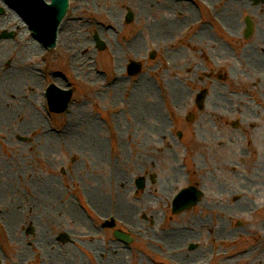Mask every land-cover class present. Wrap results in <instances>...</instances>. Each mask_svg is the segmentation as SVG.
Wrapping results in <instances>:
<instances>
[{
  "label": "rangeland",
  "instance_id": "obj_1",
  "mask_svg": "<svg viewBox=\"0 0 264 264\" xmlns=\"http://www.w3.org/2000/svg\"><path fill=\"white\" fill-rule=\"evenodd\" d=\"M172 1L181 2L183 8L189 6L194 14L193 22L191 24L188 22L175 37L168 38V42L157 43L153 39L154 42L150 40L149 26L155 21H162L167 16L160 9L168 10L167 6L172 3L171 0H153L151 7L154 5L155 10L150 16H140L138 10L126 1L119 4L117 0H70V12L67 13L65 20H79L81 26L85 28L81 31L86 33L85 41L89 44L87 72H93L102 78V81L95 85L74 68L71 63V51L61 41L56 44L55 49H36L34 55L22 65V67L27 66V73L33 72L39 77L37 112L42 115L43 127L48 133L56 134L68 130L72 125L70 117L73 110L77 114L83 113L91 117L86 119L97 123L96 129L90 130L89 135H94L96 139L102 141L104 154L108 156L107 162L113 167L116 166L121 174L125 172L120 185L126 186L125 197L128 203L142 204L146 210L138 215L142 227L140 233L127 229L123 226L124 223L117 219L111 228L103 227L105 223H110L108 218L110 208L107 206L102 216H94L95 209L86 201V196L82 194V185L76 182L71 172V170L75 173L78 170L88 172L90 169L85 165L83 168L82 163L72 158L69 150H60L52 158L39 159L38 154L31 153L26 147L30 143L29 136L18 135L13 139L14 147L11 145V148L8 145L10 140L4 135V137L0 136V161L11 163L12 160L17 159L18 163H26L35 170L41 178H49L58 191L65 194L63 201H71L85 218L90 225L89 230L93 227V230L97 231L94 238L97 242L105 245V248L121 247L128 253L129 259L126 264H139L142 261L149 264H176L167 260L163 254L161 248L165 246V243L160 238H156L153 242L152 237H147L145 229H150L162 236V232L167 233L176 225H186L201 217L202 213L208 214L207 209L212 204L225 207L233 205L242 198L248 203L247 211L237 212L235 216L229 215V221H225L229 229L238 232L233 240L228 243L220 242L210 245L206 236L203 239L205 245H209L205 257L208 260L211 257L214 258V261L204 262V264H226L228 261L241 264L257 256L252 254L248 258L258 240L264 243V69L253 76L247 69V66L250 67L249 61L244 60V55L249 54L252 49L255 50L256 44L259 52L264 54V43L258 41L259 27L264 18L257 17L258 21L255 22L256 15L253 11L262 6V15L264 0L256 2L244 0L249 4L252 14L244 12L243 15H238L236 11L233 14L230 13L233 16L231 24L234 25L235 34L234 37L232 33L231 38H228L229 35L222 32V29L207 25L206 15L209 14V10L207 6L200 5V0ZM227 1L231 0H216L215 7H219L215 8L217 12L225 8L231 10ZM208 2L213 5L210 1ZM0 8L4 11L0 16V23H2L8 18L6 9ZM129 13L132 19L127 23L125 18ZM188 14V12H180L178 16L183 19ZM199 17L203 20L201 21ZM247 17L252 23L253 31L247 39H244V22ZM11 26L9 22L0 27V44L3 49L8 48V52L15 50L12 53L18 56L16 46L19 42V35H17L19 30H10ZM203 30H205L204 37L210 44H204L201 48L196 38L202 35ZM104 31L107 40H101L99 34L95 33ZM27 38L30 36L27 35ZM210 38L212 41L209 40ZM96 39L104 44L102 50L97 49ZM135 39L140 46L138 51L124 53L125 57L116 52L118 49L127 51L128 43ZM214 39L215 42H213ZM242 50L243 53H241ZM113 60L122 61L125 102L132 100L131 86L138 79L145 78L144 83L148 84L152 90L151 98L147 97L146 100L153 102L154 112L149 115V118L145 117L143 120L158 125L160 132L151 137H142L140 149L135 146L129 147L125 143L129 137L126 133L119 131V124L124 126L127 119L134 120L130 116L129 106H125L124 102L115 105L110 101V96L109 98L105 96V99L99 94L103 92L97 91L101 87L106 88L111 79H116L117 73L111 66ZM12 61L9 57L0 60V77L9 71ZM131 62L138 63L141 69L136 77L128 75L127 67ZM50 84L72 88L70 110L62 114L48 112L43 92ZM168 84L177 92H185L184 103L182 101L175 103ZM200 91H205V99L208 98L204 106L198 109L195 100ZM213 96H216L219 101L216 112L212 110L210 101ZM189 114H192L191 120L187 119ZM77 118L75 117V121ZM140 119L142 118L138 120ZM145 125L149 126L146 122ZM144 131L141 134L147 135ZM178 133H180L179 136H177ZM30 138H34L36 144L37 138L35 136ZM132 139L134 140L133 136ZM142 160L149 164L148 172L144 173L141 170L138 175H135L133 171L129 172L132 163ZM107 166V163L103 167L95 165V171L89 173L94 174V177L96 175L105 177L107 171L104 170ZM173 169L178 171L180 181L173 186H168V177L173 175ZM257 173L262 174L263 177H254ZM113 178L112 172L108 182L111 194L113 190L116 196L112 188ZM137 179H143L142 188L137 187ZM253 182L258 183L254 188L250 191H241L247 183ZM190 186L201 193L199 202L189 210L172 214L173 198L181 189ZM224 188L237 189L238 193L230 197L229 193H222ZM230 198L231 201H229ZM2 209L0 206V213ZM216 218L217 216L214 215L213 219ZM206 219L209 220L210 216ZM115 231L129 235L131 242L127 244L116 239ZM32 233L31 226H26L23 230V235L30 236ZM54 236L53 244L50 242L52 249L69 248L74 252L77 251L86 264H97L95 253L83 242L75 243L66 231L56 233ZM62 236L66 237L65 240H60ZM93 237L92 233L89 237L83 238ZM200 244V241H191L186 244L185 250L193 251ZM190 246L193 248L191 249ZM195 260H198L197 257L190 263ZM39 261L38 257H31L25 264H40ZM0 264H22L17 259V251L1 220Z\"/></svg>",
  "mask_w": 264,
  "mask_h": 264
},
{
  "label": "bare ground",
  "instance_id": "obj_2",
  "mask_svg": "<svg viewBox=\"0 0 264 264\" xmlns=\"http://www.w3.org/2000/svg\"><path fill=\"white\" fill-rule=\"evenodd\" d=\"M47 1L49 2L50 0ZM124 1L128 2L135 10L137 9L140 16L153 15V11L155 10L154 5L151 7L153 0H117L119 4ZM171 2L167 6L168 10L160 9L167 16L162 21H155L150 24L151 41L154 40L157 43L161 41L168 42V38L175 37L178 32L186 27L188 22L190 24L193 22L194 14L189 9V6L183 8L181 2L177 3L172 0ZM161 5L163 4L161 3ZM0 7H3L1 3ZM229 8L231 10H227L226 8L223 10V15L229 27L234 26L231 22H228L232 21L230 13L233 14L236 11L238 15H243L244 12L252 14L249 4L244 0L230 2ZM253 11L254 15H256L254 17L256 19L255 22L258 21L257 17L259 19L264 18V13L261 15L262 6L257 7ZM180 12H188L189 14L181 19L178 16ZM5 13L8 19L0 23V27L10 22L14 26H11L10 30H19V34H17L19 35V42L16 46V51L19 55L17 56L12 53L15 50L8 52V48L3 49V46L0 44V60L8 57L13 60L9 66V71L0 77V136L4 137L6 135L8 137L10 140L8 145L11 148V145L14 147L13 139L15 137H18V135L29 136L30 143L26 147L31 153L38 154L37 157L39 159L43 157L52 158L60 150H69L72 158H76L77 162L82 163L83 168H85V165L90 169L88 172L86 170H78L76 173L74 170H71V172L76 182L82 185V194L86 196L87 201L95 209L96 214L94 216H102L107 206H109L110 210L115 211L116 218L122 221L126 228L140 233L142 227L138 215L143 211L146 212V210L142 204L135 205L128 203L125 197L126 186L120 185L122 175L124 176L125 172L121 174V171H118L116 166L113 167L111 163L107 162L106 158L108 156L106 155V157L104 154L102 141L96 139L94 135H89L90 130L96 129L97 123L86 119V117H91L83 113L77 114L73 110L70 117L72 125L68 130L55 134L48 133L43 127L42 115L37 112L39 102V87H37V84L39 77L36 73H27V66L22 67L34 55L36 49H43V46L33 37L27 38L29 31L13 12L6 9ZM80 22L79 20H65L59 28L57 44L61 41L71 51V63L74 68L95 85L101 82L102 78L93 72H87L89 44L85 41L87 39L86 33L81 31H84L85 28L81 26ZM204 32L205 30H203L202 35L198 36L201 48H203V44H210L204 37ZM95 33L99 34L101 40H107L105 31ZM258 41L264 43V21H261L259 27ZM256 47H258L257 44L255 50L252 49L249 54L246 53L247 55H244V60L247 59V62L249 61L248 63L250 64V67L247 66V69H249L250 74L253 76H256L260 70L264 69V54H261L262 52L260 53L258 50L259 47L258 49ZM139 49L140 46L135 39L128 43V52L124 49H118L116 52L125 57L124 53L129 54ZM125 59L127 60V58ZM118 63L116 81L106 88H99L97 91L103 92L99 93L103 98L105 96L109 98L110 96V101L115 105L124 102L125 106H129L130 116L134 120L127 119L124 126L119 124V131L120 133H126L129 137V140L125 141L129 147L135 146V148L140 149L142 145L140 139L142 137H151L160 132L158 125L145 121L149 125L146 126L143 120L145 117L149 118V115L154 112L153 108L155 107H153V102L146 100L147 97L151 98L152 90L148 84L144 83L145 78L140 79L131 93L130 97L132 100L125 102V84L122 76L123 65L122 61ZM170 94H172L176 104L181 101L185 102L186 96L184 91L177 92L170 86ZM210 101L212 110L216 112V108H219L217 105L219 101L216 96H213V99ZM75 117H78L76 121ZM139 118L142 119L138 120ZM143 130H145L144 132L147 135L141 134ZM30 136L37 138L36 144L34 143L35 139L30 138ZM125 147L127 146L125 145ZM105 163L108 164L107 169L104 170L107 171V174H105V177L96 175L95 177L98 180L95 179L94 174H90L89 172L95 171V165L103 167ZM132 166L129 172L133 171L135 175H138L141 170L144 173L149 171V164L143 160L141 162L138 161V163H132ZM112 172L114 174L112 188H114L116 196H114L113 190L111 194V187L108 182V179H111ZM177 174L178 171L173 169V175L168 177V186H173L180 181V177ZM254 177L262 178L263 175L257 173ZM257 184V182L247 183L241 191H250ZM165 188H167L166 184ZM222 193H229L231 197L238 192L237 189L224 188ZM64 196L65 194L60 193L49 178H41V175H38L26 163H18L17 159L12 160L11 163L0 161V206L3 208L2 213H0V220L4 223L11 237L12 245L17 251V259L22 264L27 263L31 257H38L40 264H86L84 258L77 251L74 252L69 248L65 250L52 249L53 246L50 242L53 244L54 235L61 231H66L75 243L81 241L80 244L83 242L88 249H91L95 253L94 256L97 264H126V261L129 259L128 253L121 247L109 246V248H105V245L97 242L94 239L97 231H94L93 227L89 230L90 225L86 222L85 218L81 216L71 201H63ZM229 201H231V198ZM247 204L242 198L237 200L233 205L225 207L212 204L207 209L208 214L202 213L201 217L186 223V225H176L171 231L167 233L162 232V236L150 229L143 228L147 230V237L153 238V242L156 238H160L165 243L162 249L165 256L168 257L167 259L174 260L179 264H194L196 260L192 263L190 262L196 257L198 260L207 259L205 253L209 245H205L204 236L207 237L210 245L220 242L228 243L233 240L238 232L229 229L225 221H229V215L235 216L237 212L247 211ZM214 215L217 216L215 220L213 219ZM207 216H210L209 220L206 219ZM26 226H31L33 229V233L30 236L23 235V230ZM92 233L94 234L93 238H83L84 236L89 237ZM191 241H200L201 244L193 251L185 250L186 244ZM262 242V240L256 242L248 258L252 254H256L257 256L249 258L247 262L244 261L241 264H264V243ZM139 264L149 263L142 261ZM226 264L233 263L232 261H228Z\"/></svg>",
  "mask_w": 264,
  "mask_h": 264
},
{
  "label": "water",
  "instance_id": "obj_3",
  "mask_svg": "<svg viewBox=\"0 0 264 264\" xmlns=\"http://www.w3.org/2000/svg\"><path fill=\"white\" fill-rule=\"evenodd\" d=\"M8 1L16 8L21 9L27 22L31 25L35 35L41 38L49 47H52L55 43L56 29L66 14L68 0H52L50 4H45L44 0ZM69 12L70 8L68 10V13ZM63 22L61 23L60 27L62 26ZM248 31L250 32V28ZM55 47L53 49H55ZM99 48L101 49L102 47ZM69 95L70 93H60L61 103L65 105L69 100ZM187 196H189V194L187 191H185L179 196L180 198L177 201H174V211L176 213L185 208H189L197 202L198 193L191 195L193 199L189 202H186L185 200ZM116 237L120 238L119 235H116Z\"/></svg>",
  "mask_w": 264,
  "mask_h": 264
},
{
  "label": "flooded vegetation",
  "instance_id": "obj_4",
  "mask_svg": "<svg viewBox=\"0 0 264 264\" xmlns=\"http://www.w3.org/2000/svg\"><path fill=\"white\" fill-rule=\"evenodd\" d=\"M208 1H210L213 5H210L209 4V2ZM220 2V1H219ZM230 2H234L233 0H231ZM230 2H228L227 1V3L228 4H230ZM200 5L202 6V5H205V6H207L208 7V10H209V14L208 15H206V17L208 18V22H207V25H212V26H215V27H217V28H219V29H222L221 31L222 32H225V33H227L229 36H228V38H231L232 37V33H233V35H234V37H235V34H234V29H233V26L232 27H229L228 26V23L226 24V22H227V20L225 19V16L223 15V10L224 9H219V12H217V10L215 9V8H219V7H215L216 6V0H213V1H211V0H200ZM213 6V7H212ZM260 7V6H259ZM215 9V10H214ZM203 16V15H202ZM232 16V15H231ZM205 17V16H204ZM232 18H233V16H232ZM199 19L200 20H203L202 19V17H199ZM228 22H232V21H228ZM245 29H246V19H245ZM241 27V31H242V29H243V23H242V25L240 26ZM245 29H244V32H243V38L244 39H247L249 36H246L245 35ZM203 33V32H202ZM241 36V33L239 34V37ZM197 39V41L199 42V40H198V38H196ZM209 40H211V38L209 39ZM212 41V40H211ZM216 40L214 39L213 40V42H215ZM203 46H204V44H203ZM241 53H243V50L241 51ZM246 54V53H245ZM118 60H116L115 61V66H116V70H115V72L117 73V70H118ZM130 64V63H129ZM127 72H128V67H127ZM117 76H118V74L116 75V79H117ZM116 79H111V81L110 82H108V85L106 86V87H108V86H110L111 84H113L115 81H116ZM133 84V83H132ZM138 84V82L137 81H135V83L133 84V86H131V89L133 90L134 89V87L136 86ZM60 87V86H59ZM67 88H70V87H66L65 89H67ZM168 88H170V86H169V84H168ZM168 96H169V90H168ZM207 98L208 97H206V99H205V101L203 102V105L202 106H204V103H206V100H207ZM196 261H198V260H196ZM195 261V262H196Z\"/></svg>",
  "mask_w": 264,
  "mask_h": 264
}]
</instances>
